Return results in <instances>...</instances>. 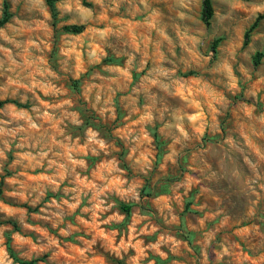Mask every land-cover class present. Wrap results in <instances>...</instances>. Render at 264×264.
<instances>
[{
    "label": "clouds",
    "instance_id": "1",
    "mask_svg": "<svg viewBox=\"0 0 264 264\" xmlns=\"http://www.w3.org/2000/svg\"><path fill=\"white\" fill-rule=\"evenodd\" d=\"M0 264H264V0H0Z\"/></svg>",
    "mask_w": 264,
    "mask_h": 264
}]
</instances>
